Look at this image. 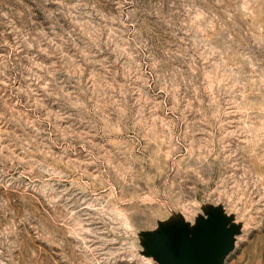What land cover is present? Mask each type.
Instances as JSON below:
<instances>
[{
  "label": "rangeland",
  "instance_id": "obj_1",
  "mask_svg": "<svg viewBox=\"0 0 264 264\" xmlns=\"http://www.w3.org/2000/svg\"><path fill=\"white\" fill-rule=\"evenodd\" d=\"M264 264V0H0V264Z\"/></svg>",
  "mask_w": 264,
  "mask_h": 264
},
{
  "label": "water",
  "instance_id": "obj_2",
  "mask_svg": "<svg viewBox=\"0 0 264 264\" xmlns=\"http://www.w3.org/2000/svg\"><path fill=\"white\" fill-rule=\"evenodd\" d=\"M202 251L196 253L190 247L162 249L165 264H222L228 251V236L220 230H207L200 239Z\"/></svg>",
  "mask_w": 264,
  "mask_h": 264
}]
</instances>
